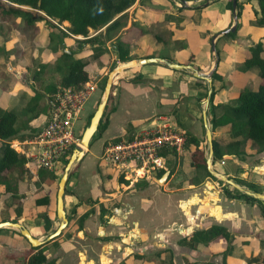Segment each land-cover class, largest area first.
<instances>
[{
  "label": "crops",
  "instance_id": "crops-1",
  "mask_svg": "<svg viewBox=\"0 0 264 264\" xmlns=\"http://www.w3.org/2000/svg\"><path fill=\"white\" fill-rule=\"evenodd\" d=\"M168 1L134 0L125 9L128 14L127 23L119 35L124 41L129 42L128 53L133 57H146L145 55L149 53L165 52L169 59L161 58L189 63L195 68L198 65L201 71H207L215 62L214 75L212 71L207 81L193 76L190 69L176 70L161 62L121 67L112 77L110 93L103 109L104 115H101L105 123L98 136L100 149L105 141L117 137L131 138L158 123L159 116H166L182 132L191 133L199 139L206 158L208 145L205 149L202 135H205L207 128L211 129V113L214 112L216 115L221 113L224 104L231 103L243 85L256 87L258 83L257 79L253 82L255 74H258L254 66L247 69L238 67L247 54V46L259 41L258 39L264 35V24L253 23L255 17L259 15L256 0L245 2L241 7L240 17L236 15L238 24L236 23L237 29L231 41L221 39L223 34L214 38L216 56L211 50L210 40L215 33L232 22V9L227 10L225 7L227 0H217V4L212 8L207 6L214 0L207 4H204V0H186L187 4L184 5L180 4L181 0H170L174 7L169 5ZM176 6L181 7L175 8ZM131 20L147 27L148 30L140 33L137 25H130ZM61 23L68 25L66 20ZM61 23L57 26L56 37L53 36L59 41L57 46H53L51 44L53 40L48 39L46 26L37 23L39 28L34 40L36 41L40 31L44 30L43 44L52 56L57 50L64 48L61 44L67 45V41L73 42L75 39L86 37L71 33L64 35L63 31L66 30ZM102 30L103 26L91 29L87 36ZM4 34L8 39L0 43V106L18 114L25 102L22 100L25 98L23 90L29 89L30 83L23 76L19 78L17 74H14L15 77L10 76V71L17 72L21 66L17 58L21 60L26 56L30 57L32 68V59H35L37 53L30 50L34 40L31 44L24 40V48L20 47L22 50L20 55H12L9 50L14 47L11 46L17 40H22L23 36L14 28H9ZM154 34L168 39V42L163 46L162 41L154 38ZM262 42L264 43V40ZM80 44L84 47L82 50L80 47L76 48L75 55L88 59L85 64L89 74L88 80L95 84L94 90L82 106L78 128L81 133L100 99L103 88L100 84L106 78L109 69L117 66L121 60L116 57L113 44L109 40L105 42L107 50L96 58H88L96 42ZM260 55L264 57V50ZM211 86L214 91L212 108L208 99ZM43 112L30 121L31 126L34 127L42 119ZM225 125L229 124L220 125L213 130L220 133ZM212 138L216 139L213 134ZM229 139L230 127L226 139L216 140L225 142ZM6 141L7 139L0 138V148ZM249 144L247 141L245 152H251L248 149ZM86 151L76 161L74 170L68 177L72 188L70 187L63 196L65 212L66 215L69 214L67 222L57 235L41 243L45 256V261L41 264H118L121 261L124 264H161V259L163 264H221L224 241L214 242L213 249L202 243L189 247L177 242V239L193 229L204 228L212 223L224 225L233 234L230 253L224 258L225 264H263L264 219L258 205L255 202L228 196L219 190L220 184H224L231 192L234 188L243 192L252 190L251 185L261 191L260 187L264 186L258 185L257 182L264 179V174L257 173L249 180L246 171L242 170L243 163L239 160L244 159L246 154L239 157L236 154L224 153L214 160L210 155L213 173L209 171L211 175L204 176L197 183H190L187 178L194 173V167L190 165L189 152L187 150L179 154L173 152L174 157L171 156L167 161L168 177L165 184H170L167 187L168 191L158 193L150 185L156 178V171L146 173L147 176L136 180H128L118 175L114 169L100 164L97 155L94 169L86 172L81 166ZM254 152L256 151L253 150L252 153ZM258 156L259 159H264V150ZM226 158L231 159L234 166L223 170L222 165ZM217 165H220L218 169L215 168ZM239 166L241 172L237 169ZM39 171L51 172L46 169H29L23 162L22 179L18 182L17 190L19 198L11 196L9 191H3L0 186V220L18 222L16 214L19 210L21 214L18 223L22 224L33 237L43 239L55 230L58 222L55 219L57 218L55 204L52 207L50 202L53 194L55 197V182L48 181L47 178L42 180ZM218 173L234 178L235 183L244 189L231 183L220 182ZM175 175L178 178L172 179L175 182L171 184L169 180ZM139 179L146 180L147 184L143 187L135 186L134 183ZM237 180L252 183L245 185ZM125 189L130 194L126 195V201L118 205L114 200L119 201L122 190ZM104 200L115 202L105 203L106 206H110L108 207L110 214L107 209H100L98 206ZM125 203L130 208L129 212L123 213L120 205ZM41 207H45L48 212L44 219L39 220L38 218L42 217L37 216L35 211ZM118 220L127 226L130 223L134 225L127 229L116 224ZM163 224L165 226L162 234L151 236L155 232L151 230ZM157 244L161 246L154 247ZM29 247L30 243L16 228L0 227V264H24ZM136 254L141 257H137Z\"/></svg>",
  "mask_w": 264,
  "mask_h": 264
},
{
  "label": "trees",
  "instance_id": "trees-1",
  "mask_svg": "<svg viewBox=\"0 0 264 264\" xmlns=\"http://www.w3.org/2000/svg\"><path fill=\"white\" fill-rule=\"evenodd\" d=\"M133 1L134 0H0V20L7 15L20 16V24L18 21L13 23V26L14 28L19 26L17 31L23 36V39L17 40L15 43L16 45L19 44V42H24V40L32 42L35 39L38 22L43 25H53L57 27L59 23L66 20L68 25L65 26L66 31H63L64 35L71 33L86 36L81 39H75L78 43L96 42L88 58H96L99 54L106 51L107 47L105 42L109 40L113 44V51L116 57L123 61L133 57L128 53L129 42L124 41L119 35L120 30H122L127 23L128 14L125 9L129 7ZM245 2L250 3L249 0H236L237 17H240L242 12L241 7ZM256 2L259 15H257L254 20L257 24H264V0H256ZM168 4L174 7L170 0ZM180 7L181 6H176L175 8ZM254 12L256 14L255 10ZM130 25H137L140 33L148 30L147 27L135 20H131ZM101 26H103L102 31L87 36L89 29H97ZM236 29L237 26L233 31L227 32V34L234 35ZM170 32L169 29L168 33L170 34ZM153 36L162 41L163 46L168 42V39L161 38L158 34H154ZM52 38L53 35L48 32V39L52 40ZM63 49L64 48L57 50L49 60L39 61L32 59V79L40 81L42 85L40 88L41 90L33 89V92L26 98L18 114L8 108L0 106V138H22L30 135L34 130V127L30 125V121L45 110L44 100L47 93L61 86H68L75 89L81 88L84 82L89 79L88 71L85 69V64L88 59L83 56L75 55V50L69 49V51H65ZM246 49L247 54L244 55L238 67L240 69H247L254 66L258 71L260 79L256 87L247 85L240 87L231 103L224 104L225 107L221 113L217 115L214 112L211 113L210 128L212 131L214 128L226 123H228L230 127L229 140L219 142L214 138L211 139L212 160L221 157L224 153L236 154L239 157H243L244 154H246L245 144L247 141L254 145L255 151L264 147V57L260 55V52L264 50V43L259 40L248 45ZM21 51L20 47H14L13 49V53L16 56H19ZM165 54V52H157L149 53L145 56H160L169 59ZM196 69L202 70L199 69L198 65H196ZM214 72L215 70L213 71V75ZM44 73H48L47 79L43 77ZM100 85L103 87L104 79ZM213 92V87L211 86V90L208 94V99L210 100L209 106L211 108L213 107ZM104 123L105 119L100 120L97 126V133L101 131ZM183 133L184 141L181 153H183L184 150L189 152V162L190 165L194 167V173L187 178V181L190 183H197L204 176H209L211 174L207 169L204 150L200 145L199 139L191 133ZM120 139L123 138L117 137L108 141L112 142ZM173 154L172 151H167L165 153L163 167L156 170V177H159L161 173L168 168L167 161L171 156H174ZM69 155L70 152L63 157L61 165L54 172L48 173L39 171V177L42 180L44 178H47L48 181L53 180L55 182V188L57 177L60 176V171L63 169ZM23 162L24 157L22 155H19L6 142L2 143L0 148V186L3 191H9L11 196L15 198L20 197L17 190L18 182L22 179ZM68 177L65 181V189L67 188ZM119 180H121V177ZM219 181L221 182V180ZM237 182L241 184L245 182L247 184L252 183L242 180H237ZM146 184L147 181L144 179H139L134 183L137 187H143ZM251 188L253 191H258L253 188L252 185ZM220 190L228 196L237 197L251 203L255 202L264 219L263 200L246 192L238 191L235 188L231 192L227 185L224 184L220 186ZM17 212L16 219L19 222L21 213L19 210ZM232 236V232L224 225L212 223L204 228L193 229L177 239V242L189 247H194L197 243H202L210 247L214 242L222 240L225 242V247L221 251V264H225L224 258L231 250L230 241ZM43 248V244L36 246L30 245L28 255L24 259V264H41L44 262L45 256ZM156 253L158 254L159 251H156ZM136 256L141 257V255L137 254ZM118 264H124V262L121 261Z\"/></svg>",
  "mask_w": 264,
  "mask_h": 264
},
{
  "label": "built area",
  "instance_id": "built-area-1",
  "mask_svg": "<svg viewBox=\"0 0 264 264\" xmlns=\"http://www.w3.org/2000/svg\"><path fill=\"white\" fill-rule=\"evenodd\" d=\"M94 88V82L89 80L77 89L57 87L46 94L42 119L31 134L7 139L6 143L24 156V164L29 169L54 172L63 157L78 147L82 106ZM158 118V123L129 139L102 144L97 156L99 163L128 180L145 177L146 173L162 168L167 151L181 153L184 134L168 117Z\"/></svg>",
  "mask_w": 264,
  "mask_h": 264
},
{
  "label": "rangeland",
  "instance_id": "rangeland-1",
  "mask_svg": "<svg viewBox=\"0 0 264 264\" xmlns=\"http://www.w3.org/2000/svg\"><path fill=\"white\" fill-rule=\"evenodd\" d=\"M219 1V0H218ZM218 1H214L213 3H211L209 6H207V8H212L214 5H216L217 4V2ZM225 7H226V9L228 10H230L231 9V2H230V0L229 1H226L225 2ZM236 7V6H235ZM235 10H236V8H235ZM18 19H20V16L19 15H14V16H11V15H7V16H4L1 20H0V43L2 42V40H5V39H8L7 38V36H5V34L4 33H6L7 32V30L9 29V28H14V26H13V23H16V22H18L19 21V24H20V22H21V19L20 20H18ZM253 23H255V21L253 20ZM61 25L64 27L65 25L63 24V23H61ZM40 26V25H39ZM44 26H46L45 27V30H47L48 32H50V34H52L54 37H56V34H57V27L56 26H53V25H44ZM19 28V26L17 27V28H14L16 31H17V29ZM38 26H37V29H36V31L38 32ZM248 29V28H247ZM264 30V29H263ZM35 31V32H36ZM44 30H41L40 31V36L38 35V38H36V41L34 40V44L32 45V46H30V44H31V42H30V44H29V46H30V50H35V53H37L35 56H34V58H35V60H40V59H44V60H49L50 58H51V56H52V53L51 52H49V49L48 50H46L45 49V45L43 44V39H45V38H42V37H44L43 35H44V32H43ZM88 31H91V29L90 30H88ZM61 32V31H60ZM4 34V35H3ZM235 35V34H234ZM234 35H229V34H227V33H225V34H223V36L221 37V39H225V41H231L232 40V37L234 36ZM62 36V35H61ZM54 37L52 38V43L51 44H53V46H57L58 44H59V41H58V39H54ZM155 38V37H154ZM157 39V38H156ZM258 40H260V41H262V40H264V35L262 36V37H260V39H258ZM63 41H65V39L63 38ZM33 43V42H32ZM67 45H64V44H61L64 48L66 47V48H68V49H72V50H76V48H79L80 47V50H82L83 49V47H84V45H81L80 44V42L78 43L77 42V40L76 41H73V42H71V41H67ZM73 43V44H72ZM21 47V48H24V44H23V42H19V44H13L11 47ZM60 48V47H59ZM12 50V51H11ZM11 50H9L11 53H12V55H14V53H13V49H11ZM33 52V51H32ZM157 52V51H156ZM31 56V55H30ZM13 59V58H12ZM17 60H19V64L21 65V66H19V69H18V71L17 72H15V73H13V72H11L10 71V76H12V77H15L14 76V74H17V78H19V77H21V76H23V77H25V79L27 80V82H29L30 83V87H29V89L28 88H26V89H22L23 90V92H25V98H27L28 97V95L31 93V91L33 90V89H36V88H41V84H40V81H36V80H32L31 78H32V68L30 67V57L29 56H26V57H24L23 59H19V58H17ZM193 66V65H192ZM116 67V66H115ZM55 75V74H54ZM254 76V75H253ZM253 76H251V78H253ZM43 77L45 78V79H47V77H48V73H44L43 74ZM255 79H253V82L254 81H256V79L257 80H259L260 79V76L258 75V74H255ZM105 79V78H104ZM18 80V79H17ZM26 87H28L27 85H26ZM102 88V87H101ZM109 93H110V91H109ZM109 95V94H108ZM25 98H23L22 100L23 101H25ZM231 101V100H230ZM104 111L105 110H103V113H102V116L104 115ZM209 111H210V108H209ZM211 112V111H210ZM102 116H101V118H100V120H102L103 118H102ZM100 120H99V122H100ZM207 129H209V128H207ZM206 129V130H207ZM228 130H229V125H225V127L223 128V130H222V132H218L217 130H211V129H209V131H210V136H211V139H212V134L214 135V137L216 138V139H219L220 141H222L223 139H226V136H227V133H228ZM101 132V131H100ZM100 132L99 133H96V137L95 138H93V140H95L96 138V140L95 141H93L92 143H90L89 144V146H88V151H86L87 150V148L84 150V151H86L85 152V154H84V156H83V159H82V161H81V166L82 167H84V169H85V171L86 172H88L89 173V171H91L92 169H94V166H95V161H96V156L99 154V152H100V138H98V136L100 135ZM202 140H203V145H204V147H205V149H207V145L209 146V144H207V141H208V139H207V137H206V132H205V135L203 134L202 135ZM254 145L253 144H251L250 143V145H248V149L251 151V152H246V155L243 157L244 159H240L239 160V158H238V160L239 161H241V163H243V165H242V170H245L246 171V175L248 176V179L249 180H252V177L254 178L256 175H257V173H262V174H264V159L263 158H260L259 159V153L262 151V150H264V147L262 148V149H260V150H258V151H256V152H254V153H252L253 152V150H255V148L253 147ZM174 157V156H173ZM175 160H177V157H176V159ZM263 160V161H262ZM75 163L76 162H74V164H72L71 165V168H70V170H69V174L74 170V167H75ZM218 166H220V165H217V166H215V168L216 169H218L219 167ZM232 166H234V163L232 162V160L231 159H229V158H226L225 159V163H224V165H222V169L223 170H225V169H229L230 167H232ZM210 168H211V166H210ZM237 169H238V171L239 172H241V167L239 166V167H237ZM61 172H62V170L60 171V174H61ZM151 173V172H150ZM59 174V175H60ZM58 175V176H59ZM69 176V175H68ZM167 177H168V175L166 176V178L162 181V182H157L156 180H153V182H151V188H153L154 189V191L156 190L158 193L159 192H161V191H168L167 190V187L170 185V184H165L166 183V180H167ZM176 178H178V176H176L175 175V177L173 176V177H171V179L169 180V182L172 184V183H174L175 181L174 180H172V179H176ZM57 179H58V177H57ZM229 179L230 180H232L234 183H235V181L236 180H234V178H230L229 177ZM218 180V179H217ZM222 180H223V178H222ZM222 180H221V182H222ZM57 181V180H56ZM248 182V181H247ZM225 183H228L229 184V182L228 181H225ZM239 184V183H238ZM247 183L245 182V185H246ZM257 184L258 185H260V186H264V179L263 180H260V182H257ZM221 185H223V184H220V186ZM257 185V186H258ZM259 186V187H260ZM72 188V186H71V182L70 181H68V184H67V188L65 189L66 191L67 190H69V188ZM56 188V187H55ZM40 189V188H39ZM38 189V190H39ZM219 190H220V187H219ZM259 190H261L260 192L261 193H264V187H260V189ZM55 191V190H54ZM251 191H253V190H251ZM221 192V191H220ZM127 194H130L129 192H127V190L125 189V190H122V195L120 196V200L118 201V200H114L116 203H118V205H119V203H123L124 201H126L127 200V198H125L126 197V195ZM110 200V199H109ZM109 200H104L102 203H99V208L101 209H104V210H106L107 209V212L110 214L111 213V211H109V209H108V207H110V206H106L105 205V203H115V202H109ZM50 202H52V207H54V204H55V197H54V194H53V196L51 197V201ZM108 205V204H107ZM121 207H120V209L122 210V212L123 213H126V212H129V206L127 205V203H125L124 205L122 204V205H120ZM47 209L44 207V208H40V209H37L35 212L37 213L36 215L38 216L39 215V217H42V218H38L39 220H42V219H44L43 217L46 215V213L48 212V211H46ZM31 214H32V212H30ZM67 215H69V214H67ZM66 215V216H67ZM260 218H262V217H260ZM56 219V222L58 221V219L57 218H55ZM254 222V221H253ZM116 224H120L121 226H123V227H126L127 229H131L132 228V224L133 223H130L129 224V226H127V224L125 225V223H123V221H120V220H118V221H116ZM134 225V224H133ZM254 225H255V222H254ZM160 226H162V227H160ZM159 227H157V228H155V229H153V230H151V231H155V232H153L152 234H151V236H154L155 234H159V233H161L162 232V230H164L163 228V226H165V224H163V225H160ZM122 231V230H121ZM126 231V230H125ZM130 231H133V232H135V230H130ZM123 233V232H122ZM162 234V233H161ZM159 236H160V234H159ZM153 238V237H152ZM160 237H159V239H158V242H160ZM159 246H161V245H159V244H157V245H155L154 247H159ZM208 248H211V249H213V247H214V243L209 247V246H207ZM160 262H161V264H163L162 263V259L160 260ZM263 264H264V261L262 262ZM197 264H199V263H197ZM218 264V263H217Z\"/></svg>",
  "mask_w": 264,
  "mask_h": 264
},
{
  "label": "water",
  "instance_id": "water-1",
  "mask_svg": "<svg viewBox=\"0 0 264 264\" xmlns=\"http://www.w3.org/2000/svg\"><path fill=\"white\" fill-rule=\"evenodd\" d=\"M180 4H183V5L187 4V1L181 0ZM235 6H236V0H231V9H232V22H231V24L229 26L221 29L217 33H215L210 40V47H211L212 52L215 54V56H216V51H215V47H214V38L221 35V34L227 33L229 31H233L236 27L237 20H236ZM63 50L69 51L67 48H64ZM150 62H161V63L165 64L167 67L174 68V69L178 68V67L187 66V67L191 68L195 73H198L199 76H196V77L206 79L207 81H209L211 73H212L214 66H215V62H213V64L211 65V67L207 71H201V70L194 68L189 63H179L176 61H169V60L163 59V58L158 57V56L133 57V58H130L127 60L119 61L118 66L121 68V67H125L127 65L150 63ZM112 71H113V68H110L109 71L107 72L100 99L98 100L94 111L92 112V114L88 118L87 123L84 125V127H83V129L79 135V141L84 143L86 145V148L89 146V144L91 143L93 138L96 137L97 126H98L99 120L101 118V115L103 113V109L105 107V103L107 101L108 94H109L110 87H111V81H112L111 73H112ZM206 137L208 139L207 142L209 143V146H208V155L205 158V162H206L207 169L213 173V169L210 168V166H211L210 165V155L212 152V142H211V136H210L209 129L206 130ZM83 153H84V151L79 149V147L73 148L68 159H67V161H66V163H65V165H64V167H63V169H62L60 176L57 179L56 191H55V215L58 219V221H57L58 224H57V227L55 228V231L50 233L47 237H45L43 239H32L22 229H19V233L27 239V241L30 243V245L36 246V245L41 244L43 241L54 237L65 226V224L67 222V216L66 215L63 216V213H62V209H63L62 208V205H63L62 193H63V191H65V181L69 175V170L71 168V165L74 164V162L78 161L79 158L83 155ZM167 174H168V170L165 169L159 177L155 178V180L158 183L162 182L166 178ZM215 174H217V173H215ZM218 175L220 177L219 179L222 180V178H223L222 181H224V183H225V181H228L232 185H235L236 187H238V185L236 183H234L232 180H230L228 176H226L222 173H218ZM246 193H248V192H246ZM248 194H250V193H248ZM251 195L258 198L254 194H251ZM16 225H17L16 222H12L9 220H0V227H13V228H15V227H18Z\"/></svg>",
  "mask_w": 264,
  "mask_h": 264
},
{
  "label": "bare ground",
  "instance_id": "bare-ground-1",
  "mask_svg": "<svg viewBox=\"0 0 264 264\" xmlns=\"http://www.w3.org/2000/svg\"><path fill=\"white\" fill-rule=\"evenodd\" d=\"M212 0H205V3L204 4H207V3H209V2H211ZM119 65V64H118ZM116 66V67H114L113 68V71H112V73H111V78L113 77V75H115L116 73H117V71L119 70V66ZM176 70H187V69H190L191 70V72H192V75L193 76H199L198 75V73H195L191 68H189V67H187V66H183V67H178V68H175ZM206 104H207V101H206ZM204 116L206 117V114H205V112H204ZM78 147H79V149H81L82 151H84L85 150V147H86V145L84 144V143H82V142H80L79 140H78ZM211 165V164H210ZM238 187L240 188V189H244V188H241L239 185H238ZM244 191H246V192H248V193H250V194H254V195H256L259 199H261V200H263L264 201V193H261V192H258V191H251V190H244ZM64 193H65V191H63V193H62V199H63V196H64ZM62 213H63V216H65L66 215V212H65V209H64V200H63V205H62ZM13 222V221H12ZM17 223V225L16 226H18V227H15L18 231H19V229H22L30 238H32V239H38V238H36V237H33L32 235H31V233L22 225V224H20V223H18V222H16ZM55 231V230H54ZM53 231V232H54Z\"/></svg>",
  "mask_w": 264,
  "mask_h": 264
}]
</instances>
